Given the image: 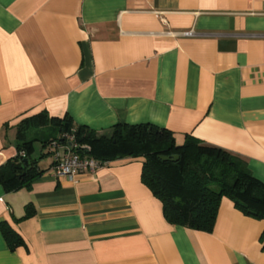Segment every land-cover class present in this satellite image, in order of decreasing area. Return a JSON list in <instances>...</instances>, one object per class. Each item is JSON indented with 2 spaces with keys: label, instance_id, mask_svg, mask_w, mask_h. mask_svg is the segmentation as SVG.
<instances>
[{
  "label": "crops",
  "instance_id": "0c3cea01",
  "mask_svg": "<svg viewBox=\"0 0 264 264\" xmlns=\"http://www.w3.org/2000/svg\"><path fill=\"white\" fill-rule=\"evenodd\" d=\"M42 111L98 134L192 135L264 183V0H0V167L18 154L17 124ZM42 152L29 188L0 183V264H264V219L230 198L212 232L195 230L166 219L144 157L69 178Z\"/></svg>",
  "mask_w": 264,
  "mask_h": 264
},
{
  "label": "trees",
  "instance_id": "16d2710c",
  "mask_svg": "<svg viewBox=\"0 0 264 264\" xmlns=\"http://www.w3.org/2000/svg\"><path fill=\"white\" fill-rule=\"evenodd\" d=\"M66 133L75 134L90 149L88 154L101 160L144 157L142 181L162 201L164 215L173 224L212 232L223 197L230 198L244 214L264 219V183L243 159L192 135L177 145L171 130L150 123H118L109 133L98 134L86 126L75 127L68 116L58 118L47 111L25 117L17 124L18 154L0 167L4 188H29L43 173L38 166L40 158L33 156L34 143L40 141L48 148ZM177 155V161L162 159ZM33 214L27 205L23 218ZM2 228L13 249L23 243L12 228L6 224Z\"/></svg>",
  "mask_w": 264,
  "mask_h": 264
},
{
  "label": "built area",
  "instance_id": "2783aa9c",
  "mask_svg": "<svg viewBox=\"0 0 264 264\" xmlns=\"http://www.w3.org/2000/svg\"><path fill=\"white\" fill-rule=\"evenodd\" d=\"M183 35L193 36L194 32H183ZM50 150L54 158L50 169L58 177L74 178L80 173L95 172L108 163V160L89 155L90 149L81 144L73 133L64 134L62 140H53L50 143Z\"/></svg>",
  "mask_w": 264,
  "mask_h": 264
},
{
  "label": "rangeland",
  "instance_id": "374dc122",
  "mask_svg": "<svg viewBox=\"0 0 264 264\" xmlns=\"http://www.w3.org/2000/svg\"><path fill=\"white\" fill-rule=\"evenodd\" d=\"M42 151H43L42 143L40 141H36L35 142V153L33 156L38 158L41 155Z\"/></svg>",
  "mask_w": 264,
  "mask_h": 264
},
{
  "label": "water",
  "instance_id": "95a60500",
  "mask_svg": "<svg viewBox=\"0 0 264 264\" xmlns=\"http://www.w3.org/2000/svg\"><path fill=\"white\" fill-rule=\"evenodd\" d=\"M162 159L165 161H169V160H173V161H177L179 159V156H175V157H171V156H162Z\"/></svg>",
  "mask_w": 264,
  "mask_h": 264
}]
</instances>
